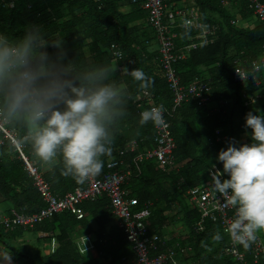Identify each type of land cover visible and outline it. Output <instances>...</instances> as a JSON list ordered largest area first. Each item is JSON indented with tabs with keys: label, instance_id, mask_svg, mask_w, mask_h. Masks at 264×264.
Here are the masks:
<instances>
[{
	"label": "trees",
	"instance_id": "obj_1",
	"mask_svg": "<svg viewBox=\"0 0 264 264\" xmlns=\"http://www.w3.org/2000/svg\"><path fill=\"white\" fill-rule=\"evenodd\" d=\"M182 1L185 0H164L168 12L178 8ZM194 1L201 23L216 28V36L211 38L210 44L200 46L196 38L200 30L177 28L178 36L174 40L177 51L186 53L187 47L190 50L187 58L175 67L183 86L188 87L197 80L208 82L212 90L210 102L201 107L197 99L191 98L172 117L166 116L176 143L177 170L163 171L157 162L144 161L138 171L133 164L134 156L130 155L126 160L134 174L124 189L128 198L139 201L135 212L151 209V233L159 232L154 226L166 222V213L174 204L179 205L180 221L189 232L188 239L179 243L192 246L194 254L185 258L178 254L171 264H184V260L190 264H238L225 255L229 239L220 225L207 219L205 231L197 232L195 225L200 222L201 214L198 210H189L186 193L209 182L213 171L222 170L217 157L222 149L226 150L230 139L251 143V130L245 128V116L257 106L264 110V99L249 106L247 102L264 93V83L261 87L253 81L241 83L235 78V70L238 67L250 70L253 62L264 55V30L260 23L254 28L245 27L244 23L254 17L247 0ZM14 4L13 8L4 9L0 3V32L10 39H19L28 26L36 24L47 38L65 41L73 57L77 56L81 62L91 59L120 68L126 65L129 70L136 67L149 78L150 87L145 92L130 76L117 73L134 99L115 130L111 156L102 157L104 167L98 178L107 171L115 152L124 149L129 142L139 144L137 155L154 148V125L151 122L144 126L139 124L140 113L150 106L139 107L136 99L150 95L155 106L163 105L170 112L174 93L160 65L159 51L152 46L157 44L156 31L147 22V11L132 0H14ZM128 6L132 7L130 11H122ZM117 51L123 54L122 60L117 59ZM13 131L24 134L22 129ZM0 141L4 142L0 145V202L17 211L40 212L45 204L19 153L8 148L9 141L4 140L1 132ZM23 152L41 170L57 197L85 187L84 183L62 174L63 163L59 157L51 163L42 162L30 145H24ZM81 208L93 217L98 227L96 231L90 227L88 218L79 220L72 213L64 212L28 230V234L45 235L37 238L38 244H44L42 249L33 250L26 245L29 244L24 239L26 230L2 226L0 255L11 256L12 262L17 264H122L124 257L130 258L129 264H132L134 244L118 228L108 197L85 202ZM10 210L4 211L7 216L11 215ZM79 226L86 231L85 235L94 232L97 235L94 251L80 252L78 240L74 238ZM217 231L222 235L219 241L213 239ZM260 234L264 242V230H260ZM46 244H57V248L46 254ZM177 244H167L160 251L173 250L177 255ZM260 264H264V258Z\"/></svg>",
	"mask_w": 264,
	"mask_h": 264
},
{
	"label": "clouds",
	"instance_id": "obj_2",
	"mask_svg": "<svg viewBox=\"0 0 264 264\" xmlns=\"http://www.w3.org/2000/svg\"><path fill=\"white\" fill-rule=\"evenodd\" d=\"M117 73L130 76L145 92L150 87L142 69L81 62L65 41L47 38L36 24L16 40L0 32V124L24 133L8 148L30 145L45 163L59 157L62 174L81 184L99 175L102 157L111 156L115 130L134 99ZM165 111L163 105L143 110L139 124L165 126ZM245 128L251 130V143L230 139L217 157L222 170L210 175L212 191L234 209L226 231L247 248L264 230V110L249 111ZM213 239L221 240V233ZM0 258L11 264V256Z\"/></svg>",
	"mask_w": 264,
	"mask_h": 264
},
{
	"label": "built area",
	"instance_id": "obj_3",
	"mask_svg": "<svg viewBox=\"0 0 264 264\" xmlns=\"http://www.w3.org/2000/svg\"><path fill=\"white\" fill-rule=\"evenodd\" d=\"M249 8L252 10L256 20L262 24L264 30V0H247ZM4 9L13 8L14 0H0ZM132 3L139 5L148 13V24L156 31V40L160 54V65L164 71V76L174 93L173 107L170 112L165 111V126L155 127L154 143L155 147L146 153L137 155L139 144L136 141L129 142L124 149L115 152V155L107 164V171L102 178L98 176L90 177L84 182L83 189H76L63 197H57L51 189V185L44 178L41 170L32 162L23 152V146L16 149L29 176L33 180V185L40 194L45 208L38 213L30 214L26 210H10V216L0 208V227L13 229L16 227L26 231L33 230L39 224L46 222L58 214L70 212L82 220L85 218V212L81 205L85 202H95L103 196H107L111 203V208L117 225L123 231L126 239L134 244L135 260L132 264H171L178 258V254L190 257L194 254V248L190 245L177 244L176 253L173 250L160 251L161 247H166L167 243L162 241L156 233L151 234L149 220L152 216L150 208L135 212L134 209L139 205L137 199L128 198V193L124 186L130 181L134 174L132 168L128 165L126 158L133 155V164L140 171L141 163L144 161H154L160 164L163 171L177 170L175 149L176 143L172 135L171 126L166 116H173L184 102L193 98L199 101V106L203 107L210 102L211 86L208 82L197 80L190 86H183L180 76L177 74L175 65L187 58V52L190 47L184 49L186 53L177 51L174 40L177 38V28H194L201 33L196 37L198 45L206 46L216 36V28L204 26L200 21L199 10L195 6L175 8L168 12V6L164 0H132ZM179 21L181 22L179 24ZM118 60L123 59V54L116 52ZM235 78L241 83L253 81L257 87L264 83V55L257 61H254L250 70L238 67L235 70ZM264 99V93L252 98L247 102V106L254 104L258 99ZM139 107L147 104L154 107L152 96L145 94L136 99ZM254 102V103H253ZM0 132L4 140L10 141L18 136L3 124H0ZM4 142L0 141V145ZM117 155V156H116ZM189 204L198 209L201 213V220L195 225L197 232L205 231L206 220L210 219L215 224L220 225L223 233L228 236V246L225 255L232 258L238 264H260L264 258V242L258 232L256 239L250 242V246L245 248L243 245L235 242L231 235L226 231L229 223L234 216V209L227 206L223 197L212 191V179L204 185L187 191ZM42 237L45 235H41ZM80 238L78 247L80 252L94 251L95 246L90 242V238ZM129 259L124 257L122 264H129ZM0 264H7L0 260ZM178 264V262H177ZM196 264V263H193Z\"/></svg>",
	"mask_w": 264,
	"mask_h": 264
},
{
	"label": "crops",
	"instance_id": "obj_4",
	"mask_svg": "<svg viewBox=\"0 0 264 264\" xmlns=\"http://www.w3.org/2000/svg\"><path fill=\"white\" fill-rule=\"evenodd\" d=\"M190 6H195L194 0H185L184 2L182 1L179 4L178 8L190 7ZM131 8H132L131 6H128L127 8H123L122 11L128 12L131 10ZM257 24H258V21L256 20L255 17H253L248 22L246 21L244 23L245 27H250V28H254ZM152 46L154 49H156V50L158 49V46L156 43H153ZM0 203L4 204L7 207V209H5L3 211L6 212V211H9L11 209V207L8 204H5L4 202H0ZM179 210L180 209H177V204H174L172 207V210L167 212L165 215V218L167 219V221L164 222L163 224H157L154 226L156 229H158L162 241H164L168 244H177L179 242L182 243L185 240H187L189 237V232L184 227L183 222L180 221L181 216L178 214ZM85 217L88 218L89 223H90V227L96 231L98 227H97V224L94 221L93 217L89 214L86 215V213H85ZM150 220H151V218H150ZM150 220H149V222H150ZM149 225H150V223H149ZM109 227H111V226H109ZM155 233H157V231ZM85 234H86V231L82 227L79 226L77 229V232L75 233L74 238H75V240H79L80 238L88 236L87 238H90V242H93V243L96 242L97 235L95 234V232L92 235L91 234L85 235ZM40 235H43V234L39 233V238H42V236L40 237ZM24 239H26L29 243L26 245L33 250L42 249L41 245H44V244H31L30 240H28L27 234H25ZM48 245L46 246L47 248L45 249L46 254L55 251L57 248V244H52L49 246ZM4 256L7 257V255H4ZM184 261H185L184 264H190L189 261H186V260H184ZM14 264H17V263L14 262Z\"/></svg>",
	"mask_w": 264,
	"mask_h": 264
},
{
	"label": "rangeland",
	"instance_id": "obj_5",
	"mask_svg": "<svg viewBox=\"0 0 264 264\" xmlns=\"http://www.w3.org/2000/svg\"><path fill=\"white\" fill-rule=\"evenodd\" d=\"M257 108H259L260 109V107L259 106H257V107H255L254 109H257ZM0 208L2 209V210H5V209H7V207L4 205V204H2V203H0ZM28 231H26V233H27ZM259 235L261 236V234H260V231H259ZM27 236H28V240H30V242H31V244H38L37 243V238H39V234H33V233H30V234H28L27 233ZM40 237H41V235H40ZM262 237V236H261ZM262 239H263V237H262ZM6 257V256H5ZM2 260H3V258H1ZM4 262H6V261H4ZM7 263V262H6ZM11 264H14V262H12L11 261Z\"/></svg>",
	"mask_w": 264,
	"mask_h": 264
}]
</instances>
